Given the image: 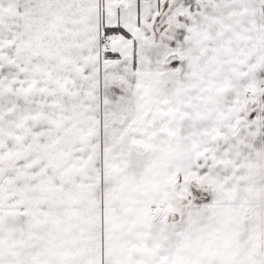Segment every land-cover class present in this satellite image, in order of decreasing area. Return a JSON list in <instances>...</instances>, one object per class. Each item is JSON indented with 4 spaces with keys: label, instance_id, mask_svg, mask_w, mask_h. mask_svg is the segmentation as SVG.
Here are the masks:
<instances>
[{
    "label": "snow or ice",
    "instance_id": "obj_1",
    "mask_svg": "<svg viewBox=\"0 0 264 264\" xmlns=\"http://www.w3.org/2000/svg\"><path fill=\"white\" fill-rule=\"evenodd\" d=\"M0 264H264V0H0Z\"/></svg>",
    "mask_w": 264,
    "mask_h": 264
}]
</instances>
